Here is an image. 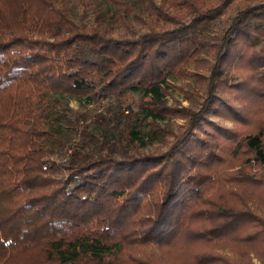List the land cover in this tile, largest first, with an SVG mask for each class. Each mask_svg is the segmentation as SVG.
Wrapping results in <instances>:
<instances>
[{
  "label": "trees",
  "instance_id": "16d2710c",
  "mask_svg": "<svg viewBox=\"0 0 264 264\" xmlns=\"http://www.w3.org/2000/svg\"><path fill=\"white\" fill-rule=\"evenodd\" d=\"M72 1L0 0V264L264 263V0Z\"/></svg>",
  "mask_w": 264,
  "mask_h": 264
},
{
  "label": "rangeland",
  "instance_id": "374dc122",
  "mask_svg": "<svg viewBox=\"0 0 264 264\" xmlns=\"http://www.w3.org/2000/svg\"><path fill=\"white\" fill-rule=\"evenodd\" d=\"M239 5H240V3L236 2L233 5V7L229 10V13L231 15H235L238 8H239ZM72 7H73L75 13H77V16L75 18L77 21H79L78 14H79L80 8H79L77 0L72 1ZM221 25H225V23H223ZM137 27H139V24H137ZM168 78L175 85V88L173 89V97L170 98V104L174 103V99H179V100H182V104L184 106H186V107L190 106L191 104L188 101L184 100V96H183V93H182L180 87L186 88V87H188L189 84L197 87L198 82L196 81V79L193 77H188V78L177 77L174 73H171ZM56 98L61 100V101H64L66 103V105H68L69 107H72L75 111H84V110L92 108L86 104V102L83 98L70 97V96L62 95V94L56 95ZM141 98H142V92H128L126 97H125V102L128 105L129 104L136 105L140 101ZM212 118L214 120L219 121L220 123L230 127V128H233L236 126L235 122L230 120V119L223 118L220 116H213ZM177 122L183 123V120L177 119ZM220 251L225 253V254H228L230 256H234L233 252L230 251L229 249H220ZM254 259H255L256 264H264L261 258L255 256Z\"/></svg>",
  "mask_w": 264,
  "mask_h": 264
}]
</instances>
